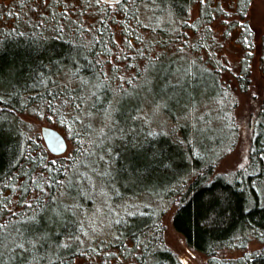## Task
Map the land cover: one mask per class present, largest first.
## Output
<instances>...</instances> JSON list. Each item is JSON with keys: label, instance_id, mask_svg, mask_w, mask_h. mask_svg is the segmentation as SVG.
Listing matches in <instances>:
<instances>
[{"label": "snow or ice", "instance_id": "snow-or-ice-1", "mask_svg": "<svg viewBox=\"0 0 264 264\" xmlns=\"http://www.w3.org/2000/svg\"><path fill=\"white\" fill-rule=\"evenodd\" d=\"M55 3L59 4L60 0H55ZM201 3L208 6V0H201ZM93 5L102 13L101 21L115 13H122L125 17L124 24H128L131 19L137 26H163V15L154 19L149 17L151 25H144V20L140 19L141 7L149 10L161 8L155 0H92L89 7ZM218 7L220 12L233 17V13L226 12L222 6ZM235 13L233 18L238 20L246 33L243 39L247 41V33L250 29H255L254 42L258 41V50L264 51V0H261L259 13L256 11V0H237ZM62 14L64 17L68 16L67 7ZM167 15L169 22L176 25L170 11ZM216 18L217 13L212 12L208 20ZM208 20H201L199 25L191 20L181 23L191 24L198 30L202 26L209 34L212 44L218 45L219 41L214 36L215 28ZM219 20L222 25L232 23V19L220 17ZM58 29V38H62L65 26L60 24ZM75 31L83 35L85 31L90 33L92 29L78 24ZM99 31L103 32V29ZM127 31H133L131 25ZM169 31L181 33L182 29L177 25ZM222 34L230 36L232 33L225 28L222 29ZM93 39L96 46L109 57L117 50L127 51V55L121 54L118 59L128 60L133 57L131 50L135 49V45L127 36L124 37L123 45L115 39L114 33L108 41L100 35ZM136 39L141 41V48L136 49L135 55L144 57L145 64L142 67L136 65L139 75L132 73L126 76L122 74L119 65L113 62L116 79L123 82L114 87L112 77L104 70L103 60L93 59L87 65L79 63L77 57L82 54L80 44L69 52L74 64L79 66L66 74L68 84L75 82V87H50L56 81L44 72L37 71L31 83L34 89L42 88L43 92L33 91L21 101L18 97L22 90H27V83L14 82L15 78L6 79L0 75V140L6 135H22L15 119L4 114L6 110L3 109V104L10 103L13 98H17V103L22 102L25 107L40 101L32 108V113L37 117L44 116L43 109H46L52 118L58 119L67 129L66 139L59 142L63 144L62 152L51 159L43 152L33 155L32 145L25 141L21 147L17 139L11 167L8 172L0 170V264H65V254L74 258V254L81 251L80 246L86 244L85 238L88 246L92 247L91 242L96 241L98 235L114 226L119 228L113 232V237L119 239L123 235L121 230L132 224V218L144 214L139 207L143 202L125 200L121 192L124 184L117 183V177L126 175L127 169L114 167L115 160L121 156L122 151L135 149L137 157L145 156L143 150L147 141L138 138L141 133L136 131L138 125L135 122L142 119L140 127L147 125L150 128L153 122L159 121L158 127L163 126L168 130L169 136H175L176 124L168 126V121L163 118L164 110L170 111L173 107L177 111L184 110L183 115L177 117L178 122L191 119L198 125L199 119H203L193 116L196 104L194 94L189 91L192 85L184 87L186 81L197 74L193 68L199 70L197 60L185 55L180 58L185 63H179L173 61L167 52L152 55L151 50L157 41L148 39L145 43L146 38L141 35H137ZM69 43L75 44L76 41L70 40ZM113 43L119 46L118 49L113 48ZM199 46L201 45H194ZM202 46L211 49L212 45ZM83 48L86 52L89 45H83ZM180 51H184L183 45ZM173 63H176L175 68H171ZM169 73H174L177 78H168ZM160 80L164 81L163 84L159 83ZM8 88H11V93L7 91ZM109 91L110 96L107 95ZM148 97L152 98V108L149 114H144L141 110L143 105L138 108L133 100L139 102L141 98ZM24 123L21 121V124ZM27 126L31 128L33 125ZM203 131L204 129L197 127L196 134L187 138L176 136L175 143L179 146V151L167 158V168L181 171L182 183L201 182L206 186L203 189L205 195L201 216L203 223L209 226L220 222L221 213L231 207V192L225 191V188L230 189L233 181H242L246 169L254 168V163H247L249 157L245 156L243 145L240 151L225 146L222 153L227 154L217 155L213 152L202 155ZM157 134L155 130L146 132L147 136ZM197 134L202 138L200 148L196 147ZM213 158L216 161L214 170ZM14 168L17 170L13 171ZM219 180L224 181L221 187H217ZM256 191H264V188ZM86 204L89 207H85ZM166 205V201L161 202L159 210L168 212ZM146 206L153 208L152 204ZM160 225L164 226L162 220ZM142 235L141 233L136 237L137 247L144 244ZM235 240L240 243L247 240V248L243 250L242 258L238 259L264 256V232L253 229L251 234L244 233L243 236H236ZM103 246L101 241L100 247ZM187 253L195 255L191 249H187ZM179 264H189V261L182 256ZM228 264H232V261L229 260Z\"/></svg>", "mask_w": 264, "mask_h": 264}, {"label": "trees", "instance_id": "trees-1", "mask_svg": "<svg viewBox=\"0 0 264 264\" xmlns=\"http://www.w3.org/2000/svg\"><path fill=\"white\" fill-rule=\"evenodd\" d=\"M145 2H149V0H145ZM91 3L92 0H67V3L65 0H60L59 4H56L55 0H0V75L6 79L15 78L14 82L27 83V90H22L20 97H18L21 101L33 91L43 92L42 88L34 89L31 83L37 71L44 72L45 75L56 81V84L49 85L50 87H75V82L68 84L66 74L74 67L79 66L74 64L69 55L70 50L75 49L78 44L81 45L82 54L77 59L81 65H87L93 59H101L104 61V70L112 77V86L123 83L116 79L114 69L110 64L115 62L120 67L117 58H115L116 61H112V57L116 54L127 53V51L117 50L109 57L96 46L93 39L96 35H100L108 41L114 33L115 39L119 40L121 45L124 44V37L127 36L135 45V49L131 50L132 53L141 48V41L136 39L137 35H141L146 38L145 43L148 39L157 41L151 53L155 51L167 52L172 60L173 54L181 52V45H183L184 51L189 52L205 49L206 47L202 45L207 43L209 45L212 40L204 28L201 26L198 30L193 28L191 24L181 23V21H188L189 9L195 4L199 5L200 11L198 17L192 22L197 25L200 24L201 20H208L210 13H217L216 19L208 20L214 28L219 26V31L214 32L216 40L220 39V36L226 40L236 32L239 45L243 49V55L238 64L239 73L235 76L238 83L237 88L241 93L247 94L249 91L252 66L255 62H258L261 66L260 69L262 68L264 71V51L258 50V41L254 42L255 29L249 30L247 33L249 38L245 41L243 39L246 34L244 28L239 25L237 19L233 18L236 16L237 0L228 2L224 8L226 12L233 13V17H228L219 11L218 6H222L220 0H208V6L202 4L201 0H155V3L160 4L161 8H153L150 17L154 19L163 15V26H137L135 21L131 19L128 20V24H124L125 17L122 13H115L101 21L102 13H99L94 5L89 7ZM65 7L68 8L67 17L62 14ZM148 10L144 7L140 9V19L144 20V25L152 24L147 13ZM169 11L175 19L176 25L169 22L167 15ZM220 17L232 19V23L222 25L219 20ZM60 24L65 26L62 38H58V25ZM78 24H84L86 27H90L92 31L90 33L85 31L81 35L75 31ZM129 25L133 28L132 32L127 31ZM177 25L182 29L181 33L169 31L170 28ZM225 28L232 33L230 36L222 34V29ZM100 29H103V32L99 31ZM70 40H74L76 43L70 44ZM198 44L201 46L194 47ZM83 45H89L86 52ZM118 47L113 43L114 49H118ZM144 50L147 51L146 48ZM130 58L134 59L133 57ZM118 60L120 61V59ZM57 61L60 63L58 64ZM136 61L141 67L145 64L144 57L137 56ZM175 65L173 63L171 68H175ZM43 66H47V68ZM125 68L126 70L134 68L133 73L140 74L133 61L126 64ZM193 71L197 72L196 76L189 78L184 87L187 88L189 84L192 85L189 91L194 94L193 99L196 108L201 106L204 101L203 98L210 91L206 88L208 82L214 83L216 89L223 95L227 93L231 95L228 84L225 87L221 85V70L219 68L214 67L211 71L193 68ZM168 78L175 80L177 77L174 73H169ZM163 82V80L159 81L160 84ZM7 91L11 93L12 90L8 88ZM107 95H111L110 91ZM151 99V97L142 99L147 102V105L141 109L142 111L145 110V114L147 109L152 108ZM142 100L137 102L134 99L133 103L139 108ZM39 103L40 101H35L25 107L22 102L17 103V98H13L10 103L3 104V109L6 110L4 114L15 119L22 135L19 137L6 135L0 140V170L8 172L11 167L17 139H19L21 147L24 146L25 141L31 144L34 149L33 155L43 152L49 159L54 157L42 143L40 133L37 131L39 124H47L55 128L66 138L67 129L65 125L58 119L52 118L46 109H43L45 111L44 116L37 117L32 113V108ZM173 110V113L164 110L163 117L168 122L170 121L171 125L176 124L175 136H169L166 128L163 131L157 130L156 136H147L146 132L152 129L145 125L141 128V120L135 122L138 125L136 131L141 133L138 138L141 141H147L143 150L145 156L137 157L134 154L135 149H128L122 151L121 156L116 158L114 164V167L127 169L126 175L117 177V183L124 184V187L121 188L124 199H135L147 195L154 198L159 197L163 202L166 201L168 209H173L171 215L172 228L182 237L188 249L204 257V264H228L229 260L232 261V264H264V256L248 260L238 259L242 258L243 250L247 248V240H244L243 243L235 240L236 236H243L244 233L251 234L253 229L264 232V191H256V189L264 188V155L260 154L264 153V89L257 106L256 116L251 122L252 135L246 155L249 157L247 163H254V168L248 167L242 181L239 183L233 181L230 189L225 188V191L230 190L231 192V207L221 213L220 222L214 225L206 226L201 216L205 195L203 189L206 186L201 182L182 183L183 173L167 168V158L176 155L179 151V146L175 143L176 136L187 138L195 132L190 124L176 123L177 116H182L183 111H177L175 107ZM195 112L196 110L193 115ZM21 121L25 123L21 124ZM28 124L33 126L29 128ZM36 141L39 143L36 144ZM197 141L196 147L200 148L201 140L199 137H197ZM218 141L220 142L219 138L210 144L213 147ZM202 142V155L214 152L209 150L207 146L205 147V140ZM183 150L187 151V148ZM215 163V158H213V170ZM16 170L13 169V171ZM222 185H224L223 180L217 181V187ZM85 207H89V205L86 204ZM142 213L144 214L133 217L132 224L121 230L123 235L119 239H114L113 234L112 236L105 234L102 238L97 237L98 240L91 242L93 246L89 247L87 238H85L86 244L80 246L81 251L75 253L74 258H69L65 254V264H73L76 259L85 257L87 254L90 256L99 255L98 263L106 264L105 257L111 253L110 248L120 250L124 242H128L133 247L136 244V237L141 233L144 244L138 254L128 257L133 261L126 264H179L175 254L158 245L162 239L160 220H162V215L165 212L147 210ZM118 228L119 226H116L117 230ZM101 241H103V247H100ZM145 245L150 247L146 248ZM106 251L107 253H105ZM235 252H242V255L237 258L229 256Z\"/></svg>", "mask_w": 264, "mask_h": 264}, {"label": "rangeland", "instance_id": "rangeland-1", "mask_svg": "<svg viewBox=\"0 0 264 264\" xmlns=\"http://www.w3.org/2000/svg\"><path fill=\"white\" fill-rule=\"evenodd\" d=\"M233 1L235 0H220L223 8L226 7V4L228 2ZM260 7L261 0H256L257 13H259ZM151 11L152 9L148 10L147 12L149 17L151 15ZM199 11V5H193L189 13L188 20H195L198 17ZM215 31H219V26H215ZM217 41H219L218 45H214L212 44V42H210L209 45H212L211 49H209V47H206L205 49L196 52L183 51L179 54L175 53L172 56L173 61L185 63L180 58L187 55L188 57L195 58L197 60V65L200 66V69L203 68L211 71L212 69H214V67L219 68V70H221V85L225 87L228 84L229 93L231 95H229L228 93L223 95L221 92H219L218 89H216V85L214 83L208 82L206 88L210 91H208L209 93L207 92L206 97L203 98L204 101L202 102L201 106H198L196 108V112L193 115L196 119H199L200 117L203 118L199 119V124H195L191 119H182L179 122H175L179 124H190L193 128L192 130L194 131L197 127H199L200 129H204L203 140L206 141L205 147L207 146L209 150H213L216 154H227L226 152L222 153V149H224L225 146L231 147L234 151H240L241 145H243V152L246 156L252 135L251 122H253L256 116L257 106L260 103L262 92L264 89V71L262 70V68L260 69V64L258 62H255L252 66L251 83L248 88L249 91L247 94L241 93L237 88L238 83L235 79L236 74L239 73V61L241 56L243 55V49H241L239 45L237 34L236 32L233 33L232 36L228 37L226 40H223L222 36H220V39H217ZM156 52L157 51L153 52L152 55H155ZM123 55H127V53H124ZM118 56L119 55L117 54L114 55L112 57V61H116L115 58H117V61L120 63L121 72L124 71V75L130 76L134 72V68L126 70V64H129L133 61L134 64L139 65L136 61L137 56L135 55V53H133L134 59H120V61L118 60ZM110 65L113 67V64ZM142 99L143 98H141V100ZM141 104L144 108L147 105V102L142 100ZM173 109L174 107L170 111L168 110V112L173 113ZM142 112L145 114V110H143ZM150 112L151 108L147 109L146 114H149ZM141 124H143L142 119ZM158 124L159 121L153 122L150 128L155 131H163L165 128H163V126L158 127ZM170 125L171 123L169 121L168 126ZM42 126L48 125H37L38 133H40V128ZM194 134L196 133L194 132ZM197 137H199V140L202 139L200 135H198ZM218 138L220 139V142L218 141L216 145L212 147L210 143L217 141ZM130 200L143 202L139 204L141 212L147 210L151 212L160 211L158 205L163 202L159 199V197L154 198L147 195ZM117 203H120V201H117ZM147 204H152L153 208H148L146 206ZM172 210L173 209H170L168 210V212H165L162 215L164 226H162V239L161 241H159V247H165L166 249L170 250L173 254L176 255L179 261L183 256L184 258L188 259L189 264H204L205 260L202 255L196 252H194L195 255H188V248L186 247L182 237L172 228ZM116 230V226H114L112 229H105L104 233L98 235L97 237L102 238V236H104L105 234L107 236H112L113 232H115ZM142 246L143 245L137 247L135 244L133 245V247H131L128 242H124L120 250H118L117 248H110L111 255L106 256L105 260L109 264H126L132 262L133 260H130L128 257H133L134 255L138 254ZM105 253H107V251ZM241 255L242 252L229 254V256L235 258ZM99 260V255L90 256L89 254H87L85 257L76 259L73 264H99Z\"/></svg>", "mask_w": 264, "mask_h": 264}, {"label": "water", "instance_id": "water-1", "mask_svg": "<svg viewBox=\"0 0 264 264\" xmlns=\"http://www.w3.org/2000/svg\"><path fill=\"white\" fill-rule=\"evenodd\" d=\"M40 137L46 150L51 155H56L62 152L63 144L59 143L63 141L65 137L55 128L50 126H42L40 128Z\"/></svg>", "mask_w": 264, "mask_h": 264}]
</instances>
